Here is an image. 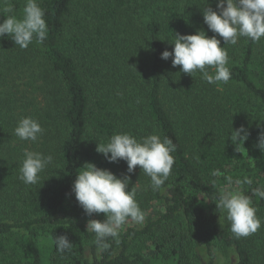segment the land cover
Segmentation results:
<instances>
[{"label":"trees","instance_id":"16d2710c","mask_svg":"<svg viewBox=\"0 0 264 264\" xmlns=\"http://www.w3.org/2000/svg\"><path fill=\"white\" fill-rule=\"evenodd\" d=\"M24 2L0 0V11L11 5L19 16ZM208 2L38 0L46 40L21 49L7 35L0 39V264H214L213 248L232 253V264H264V200L252 198L261 228L239 239L214 202L228 176L252 179L245 194L264 186V152L256 147L264 128V38L221 40L227 84H208L199 72L181 73L172 58H161L174 48L168 39L175 32L215 35L203 22ZM210 5L215 9L216 0ZM22 116L44 129L37 142L14 135ZM241 125L250 136L238 152L229 134ZM123 132L173 140L174 164L162 190L151 189L139 166L127 173L126 161L110 163L96 151ZM25 149L54 157L35 185L19 178ZM85 162L130 176L128 187L146 212L143 224L125 225L102 256L87 222L106 217L87 216L72 192ZM213 170L220 172L215 186ZM58 235L68 236L70 252L57 250Z\"/></svg>","mask_w":264,"mask_h":264},{"label":"clouds","instance_id":"9594fccd","mask_svg":"<svg viewBox=\"0 0 264 264\" xmlns=\"http://www.w3.org/2000/svg\"><path fill=\"white\" fill-rule=\"evenodd\" d=\"M201 9L203 22L215 35L210 37L202 29L194 34L175 32V38L168 39L174 48L171 51L164 50L161 58H172V66H180L181 73L194 76L199 72L201 79L208 84H227L231 79V71L228 67V52L221 46V40L223 45H236L240 38L260 42L264 38V0H216L215 9L209 0ZM0 13L6 17L0 19V39L7 35L21 49H27L34 41L42 44L46 40L48 25L38 0H25L19 16L14 14L11 5ZM209 69L214 71L210 72ZM43 132L41 124L31 116L20 117L14 129V135L20 141L33 143L39 140ZM249 136L250 132L243 125L232 128L229 134L238 152L241 143L244 144ZM256 147L264 152V128L258 134ZM96 151L102 153L110 163L121 159L126 161L127 173H133L139 166L150 178L151 189L158 191L163 189L171 174L174 164L172 153L176 151V145L171 138L156 133L137 139L123 132L113 134L107 143H98ZM53 161L51 154L25 149L19 178L27 185H35L40 181V173ZM80 169L72 185L76 200L87 216L104 214L106 217L104 220L89 219L87 222V233H93L95 237V254L102 256L109 251L112 242H119L125 225H142L146 212L135 199L136 188L128 187L130 176L118 177L111 170L100 168L92 162H85ZM219 176V170L211 171L212 186H215ZM252 183V179L247 176L242 180L228 176L225 187L214 200L217 209L226 213L230 231L237 239L256 233L262 226L252 198L264 200V186L253 188L251 194H245L242 189L243 185ZM55 243L61 254L72 250V242L67 235L56 236ZM201 254L205 260L209 258L207 252ZM211 258L214 264H226V258L216 248L211 249Z\"/></svg>","mask_w":264,"mask_h":264},{"label":"rangeland","instance_id":"374dc122","mask_svg":"<svg viewBox=\"0 0 264 264\" xmlns=\"http://www.w3.org/2000/svg\"><path fill=\"white\" fill-rule=\"evenodd\" d=\"M159 209V208H158ZM156 211V209H153V211L152 212H155ZM151 212V213H152ZM263 234H264V232H263ZM264 241V238H262L261 237V241ZM220 252L224 255V257L226 258V264H232V261H233V259H234V256H233V254L232 253H230L229 251L228 252H226L225 250H220Z\"/></svg>","mask_w":264,"mask_h":264}]
</instances>
